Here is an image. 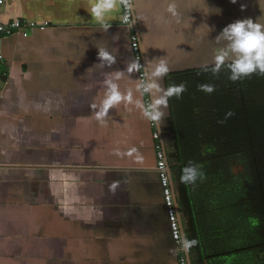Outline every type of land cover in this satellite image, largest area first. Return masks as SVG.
<instances>
[{"label":"crops","instance_id":"0c3cea01","mask_svg":"<svg viewBox=\"0 0 264 264\" xmlns=\"http://www.w3.org/2000/svg\"><path fill=\"white\" fill-rule=\"evenodd\" d=\"M131 2L165 145L169 75L235 62L238 39L222 57L231 33L264 40V0ZM0 11L49 23L0 38V264H177L119 0H5ZM171 175L192 264H227L200 241L199 182Z\"/></svg>","mask_w":264,"mask_h":264},{"label":"trees","instance_id":"16d2710c","mask_svg":"<svg viewBox=\"0 0 264 264\" xmlns=\"http://www.w3.org/2000/svg\"><path fill=\"white\" fill-rule=\"evenodd\" d=\"M169 76L167 157L209 205L207 257L264 264V55Z\"/></svg>","mask_w":264,"mask_h":264},{"label":"built area","instance_id":"2783aa9c","mask_svg":"<svg viewBox=\"0 0 264 264\" xmlns=\"http://www.w3.org/2000/svg\"><path fill=\"white\" fill-rule=\"evenodd\" d=\"M5 0H0V9L4 5ZM120 16L119 22L130 29L129 43L133 61L138 75L139 88L143 95V103L145 106V117L152 129L151 136L153 138V150L155 156L154 169L157 174L158 183L160 185L163 206L167 215L170 238L174 243L177 252V264H188L187 256L181 239V228L175 208L172 187L167 171L166 151L162 142V134L157 128V120L155 117V109L149 93L147 85V77L145 70L144 57L142 53L141 43L138 34L134 32V12L131 0H119ZM49 25L48 21L36 22L33 20L12 19L4 21L1 19L0 11V38L18 35L27 37L30 30H43ZM0 59L2 54L0 53Z\"/></svg>","mask_w":264,"mask_h":264},{"label":"water","instance_id":"95a60500","mask_svg":"<svg viewBox=\"0 0 264 264\" xmlns=\"http://www.w3.org/2000/svg\"><path fill=\"white\" fill-rule=\"evenodd\" d=\"M132 7H133V5H132ZM133 30H134L135 33H137V34L139 33L138 32V24H137V20H136V17H135V13H134V27H133ZM138 37H139V34H138ZM139 40H140V37H139ZM235 42H237L238 45L235 48H233V49H242V50H244L246 52L245 54L242 55L243 57H241L242 59H240V60H244L246 58L250 59V58L260 57V56L264 55V49L262 50V52L259 51L260 49L263 48L264 40H262V36H261V34L258 31H254V30L243 31V37L239 38ZM140 43H141V41H140ZM142 53H143V50H142ZM227 54H228V52H227ZM246 55H248L250 57H244ZM143 57H144V55H143ZM240 60L234 58L233 61H240ZM226 62L227 61L221 62V64L222 63H226ZM144 63H145V59H144ZM212 65H214V64H212ZM206 66H208V65H206ZM145 70H146L147 85H148L149 93H150V96H151V99H152V103H153V106H154V109H155V102H154L153 94H152V91H151V84H150V81H149L146 64H145ZM155 117H156V120H157V128H158V130L161 133V128H160V124H159V121H158V114L156 112V109H155ZM161 139H162V142H163V137H161ZM163 144H164V142H163ZM164 148H165V145H164ZM165 151H166V149H165ZM166 161H167V171H168V174H169L170 184H171V187H172V192H173V197H174L175 208H176V212L178 214L177 216H178L179 224L181 226L180 228H182V222H181V218L179 216V210L177 208V200H176V196H175V192H174L173 180H172V175H171V166L169 164L167 154H166ZM181 239H182V244L184 246L185 254L187 256L188 264H192V262L190 260V257H189L188 247H187V243H186V239H185V235H184L183 230H181ZM205 263H206V261L203 260V261H200L197 264H205Z\"/></svg>","mask_w":264,"mask_h":264},{"label":"rangeland","instance_id":"374dc122","mask_svg":"<svg viewBox=\"0 0 264 264\" xmlns=\"http://www.w3.org/2000/svg\"><path fill=\"white\" fill-rule=\"evenodd\" d=\"M232 20V19H231ZM226 37V36H225ZM243 37V32H239L238 34H234V33H231V35H229L227 38H224V36L221 38V40H224V43H222V46H224L222 48V52H223V59H225V57H227V39L230 42L234 41V40H237L239 38H242ZM230 38V39H229ZM246 52L242 49H233L232 48V51L229 53L230 56L232 57H235V59H242L241 57H243L242 55L245 54ZM244 57H250L248 55L244 56ZM247 59V58H246ZM245 60V59H244ZM226 64V63H224ZM165 145H166V151H168L169 153L171 152V149H172V146H171V143H170V140L166 138V141H165ZM242 170V166L240 164H234L232 166V171H234L235 173H238V171H241ZM205 194V193H204ZM205 205V204H204ZM205 207H209V205H205ZM211 207V206H210ZM211 211V210H210ZM214 213V212H213Z\"/></svg>","mask_w":264,"mask_h":264},{"label":"clouds","instance_id":"9594fccd","mask_svg":"<svg viewBox=\"0 0 264 264\" xmlns=\"http://www.w3.org/2000/svg\"><path fill=\"white\" fill-rule=\"evenodd\" d=\"M167 154V153H166Z\"/></svg>","mask_w":264,"mask_h":264}]
</instances>
